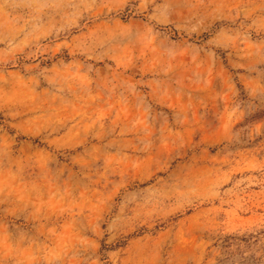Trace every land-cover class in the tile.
I'll return each mask as SVG.
<instances>
[{"label":"rangeland","instance_id":"obj_1","mask_svg":"<svg viewBox=\"0 0 264 264\" xmlns=\"http://www.w3.org/2000/svg\"><path fill=\"white\" fill-rule=\"evenodd\" d=\"M0 264H264V0H0Z\"/></svg>","mask_w":264,"mask_h":264}]
</instances>
